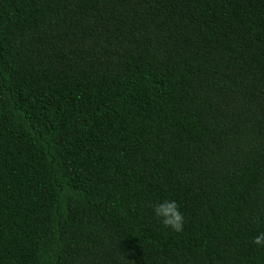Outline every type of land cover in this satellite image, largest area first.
Segmentation results:
<instances>
[{"label":"trees","instance_id":"16d2710c","mask_svg":"<svg viewBox=\"0 0 264 264\" xmlns=\"http://www.w3.org/2000/svg\"><path fill=\"white\" fill-rule=\"evenodd\" d=\"M262 232L264 0H0V264H264Z\"/></svg>","mask_w":264,"mask_h":264},{"label":"clouds","instance_id":"9594fccd","mask_svg":"<svg viewBox=\"0 0 264 264\" xmlns=\"http://www.w3.org/2000/svg\"><path fill=\"white\" fill-rule=\"evenodd\" d=\"M152 211L160 223L166 228L176 233H180L184 228V216L175 200L164 199L152 206ZM258 246H264V232L259 233L253 240Z\"/></svg>","mask_w":264,"mask_h":264}]
</instances>
